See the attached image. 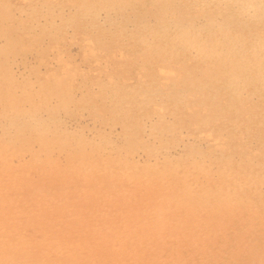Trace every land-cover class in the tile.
<instances>
[{
  "label": "rangeland",
  "instance_id": "1",
  "mask_svg": "<svg viewBox=\"0 0 264 264\" xmlns=\"http://www.w3.org/2000/svg\"><path fill=\"white\" fill-rule=\"evenodd\" d=\"M240 1L0 0V264H264Z\"/></svg>",
  "mask_w": 264,
  "mask_h": 264
},
{
  "label": "bare ground",
  "instance_id": "2",
  "mask_svg": "<svg viewBox=\"0 0 264 264\" xmlns=\"http://www.w3.org/2000/svg\"><path fill=\"white\" fill-rule=\"evenodd\" d=\"M230 1V0H229ZM259 1V0H258ZM239 2H241L240 0H239ZM245 2V1H244ZM237 3V2H236ZM264 3V2H263ZM235 4V3H234ZM257 4V3H256ZM247 5V4H246ZM245 6V5H244ZM252 6V5H251ZM251 6H250V8H251ZM259 6V5H258ZM242 7V6H241ZM254 7V6H253ZM259 8H260V6H259ZM262 8V7H261ZM242 9V8H241ZM243 10V9H242ZM256 10V9H255ZM248 11V10H247ZM245 12V11H244ZM262 12V11H261ZM257 13V12H256ZM209 36V35H208ZM210 37V36H209ZM213 41H214V39H213ZM215 43V42H214ZM216 44H217V42H216ZM212 45V44H211ZM213 46V45H212ZM211 46V47H212ZM217 53V52H216ZM224 54V53H223ZM177 55V54H176ZM212 56V55H211ZM207 57H209V56H207ZM213 58V57H212ZM254 60V62H255V59H253ZM260 60H262V59H260ZM183 61V60H182ZM224 62V61H223ZM259 63V62H258ZM258 65V64H257ZM231 67V66H230ZM162 69V68H161ZM163 70H167V69H165V68H163ZM169 72V71H168ZM167 73V72H166ZM176 73V72H175ZM178 73V72H177ZM163 74H164V71H163ZM174 74V73H173ZM191 75V74H190ZM174 76V75H173ZM179 76V75H178ZM202 103V102H201Z\"/></svg>",
  "mask_w": 264,
  "mask_h": 264
}]
</instances>
